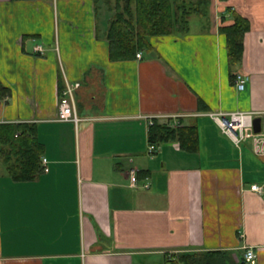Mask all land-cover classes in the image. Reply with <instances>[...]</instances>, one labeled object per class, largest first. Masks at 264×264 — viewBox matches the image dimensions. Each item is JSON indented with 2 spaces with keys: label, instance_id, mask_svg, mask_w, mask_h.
Wrapping results in <instances>:
<instances>
[{
  "label": "crops",
  "instance_id": "0c3cea01",
  "mask_svg": "<svg viewBox=\"0 0 264 264\" xmlns=\"http://www.w3.org/2000/svg\"><path fill=\"white\" fill-rule=\"evenodd\" d=\"M208 2L187 35L111 63V17L96 1L0 0V125H35L45 150L34 182L14 183L0 164V264H173L209 253L242 264L247 250L264 264V196L251 191L264 188V0ZM233 15L249 31L231 68L219 29ZM66 83L80 85L78 127L56 122ZM235 112L261 121L241 150L207 117ZM155 122L196 126L198 154L149 147Z\"/></svg>",
  "mask_w": 264,
  "mask_h": 264
},
{
  "label": "trees",
  "instance_id": "16d2710c",
  "mask_svg": "<svg viewBox=\"0 0 264 264\" xmlns=\"http://www.w3.org/2000/svg\"><path fill=\"white\" fill-rule=\"evenodd\" d=\"M13 2H44L50 0H12ZM226 1V0H220ZM115 16L109 24L105 40L109 46L111 63L131 62L138 53L152 55L151 40L183 36L189 33L192 17H206L208 0H115ZM233 25L221 27L219 34L225 38L228 63L231 68L242 62L244 36L248 23L237 15L232 16ZM5 93V92H4ZM0 91V98L4 97ZM149 147L176 143L181 152L196 155L199 152L196 126L171 128L155 122L148 131ZM44 147L37 138L35 125H0V164L14 183L34 182L45 173L42 159ZM146 173L138 174L144 179ZM225 255L209 253L183 255L173 264H226ZM242 264H245L242 263Z\"/></svg>",
  "mask_w": 264,
  "mask_h": 264
},
{
  "label": "built area",
  "instance_id": "2783aa9c",
  "mask_svg": "<svg viewBox=\"0 0 264 264\" xmlns=\"http://www.w3.org/2000/svg\"><path fill=\"white\" fill-rule=\"evenodd\" d=\"M36 53H42L40 48L34 50ZM142 54L136 55V60L141 61ZM247 79L242 75L235 77L236 89L238 92H243L247 83ZM80 89L79 84L70 85L66 83L64 90L61 92L58 100V112L56 116V122L62 124H73L78 127L83 121L77 116L75 95ZM207 117L215 124L220 131L221 135L226 138L237 150H241L242 146L249 141L256 138L254 133V122L258 118L256 113H212ZM152 126V124H150ZM153 150L150 149V153ZM43 165H46V161L43 160ZM137 183L136 175L131 173L132 188H135ZM144 189L148 190L149 187ZM251 191L260 195L264 194V189L257 186L251 187ZM246 264H256V256L252 250H247L244 255Z\"/></svg>",
  "mask_w": 264,
  "mask_h": 264
},
{
  "label": "rangeland",
  "instance_id": "374dc122",
  "mask_svg": "<svg viewBox=\"0 0 264 264\" xmlns=\"http://www.w3.org/2000/svg\"><path fill=\"white\" fill-rule=\"evenodd\" d=\"M94 1H96V5L98 4V6L101 7V9H102L101 14H103L104 16L107 13L110 14L109 17H111V20L110 21L108 20V22H107L108 26H109V24L113 21L114 16H115V7H116L115 0H94ZM209 8H208V10H209ZM208 10H206V11H208ZM207 14H208V12H207ZM241 149H244V145L242 146ZM142 264H146V263H142Z\"/></svg>",
  "mask_w": 264,
  "mask_h": 264
},
{
  "label": "water",
  "instance_id": "95a60500",
  "mask_svg": "<svg viewBox=\"0 0 264 264\" xmlns=\"http://www.w3.org/2000/svg\"><path fill=\"white\" fill-rule=\"evenodd\" d=\"M254 126H255V134L259 135L261 133V121L259 119L255 120L254 122Z\"/></svg>",
  "mask_w": 264,
  "mask_h": 264
}]
</instances>
